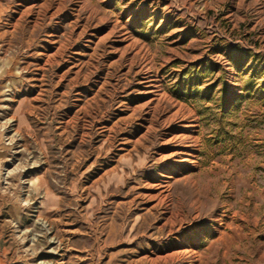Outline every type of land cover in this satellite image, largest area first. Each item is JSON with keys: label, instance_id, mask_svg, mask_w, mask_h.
I'll list each match as a JSON object with an SVG mask.
<instances>
[{"label": "rangeland", "instance_id": "obj_1", "mask_svg": "<svg viewBox=\"0 0 264 264\" xmlns=\"http://www.w3.org/2000/svg\"><path fill=\"white\" fill-rule=\"evenodd\" d=\"M0 264H264V0H0Z\"/></svg>", "mask_w": 264, "mask_h": 264}]
</instances>
